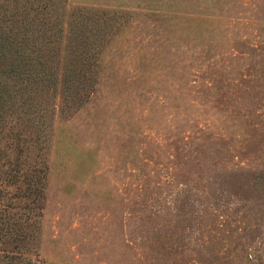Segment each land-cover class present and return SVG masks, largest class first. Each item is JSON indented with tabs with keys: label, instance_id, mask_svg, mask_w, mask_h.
<instances>
[{
	"label": "rangeland",
	"instance_id": "rangeland-1",
	"mask_svg": "<svg viewBox=\"0 0 264 264\" xmlns=\"http://www.w3.org/2000/svg\"><path fill=\"white\" fill-rule=\"evenodd\" d=\"M58 5L96 82L71 114L58 83L44 184L0 178V221L36 264H264V0Z\"/></svg>",
	"mask_w": 264,
	"mask_h": 264
},
{
	"label": "trees",
	"instance_id": "trees-1",
	"mask_svg": "<svg viewBox=\"0 0 264 264\" xmlns=\"http://www.w3.org/2000/svg\"><path fill=\"white\" fill-rule=\"evenodd\" d=\"M58 2L0 0V178L38 187L46 176L58 83L61 111L71 114L96 82L98 39L87 26H71L66 35ZM0 223V264H36L24 247L25 225Z\"/></svg>",
	"mask_w": 264,
	"mask_h": 264
}]
</instances>
